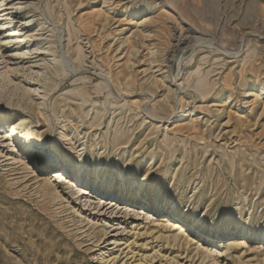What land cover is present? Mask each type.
<instances>
[{
  "label": "rangeland",
  "instance_id": "obj_1",
  "mask_svg": "<svg viewBox=\"0 0 264 264\" xmlns=\"http://www.w3.org/2000/svg\"><path fill=\"white\" fill-rule=\"evenodd\" d=\"M4 1L0 10L12 9L0 24L12 13L11 27L33 36L21 44L38 51L16 60L15 41L6 44L0 31V113H25L27 132H44L38 150L68 157L70 177L41 173L0 138V264H128L134 240L146 244L133 248L134 264H264L261 254L213 260L192 244L135 237L151 218L101 210L124 202L99 191L112 185L133 195L137 179L143 197L202 220L206 235L230 215L234 228V217L264 223L263 103L242 94L264 87V0ZM201 80L212 89L207 98ZM30 85L47 94L51 121L40 106L18 104ZM61 125L68 140L58 139ZM76 178L91 195L71 187ZM210 239L223 248L234 237Z\"/></svg>",
  "mask_w": 264,
  "mask_h": 264
},
{
  "label": "bare ground",
  "instance_id": "obj_2",
  "mask_svg": "<svg viewBox=\"0 0 264 264\" xmlns=\"http://www.w3.org/2000/svg\"><path fill=\"white\" fill-rule=\"evenodd\" d=\"M4 2H5L4 0H0V7L2 6V3H4ZM6 5H8V4H6ZM10 7H7L3 10H0V13L11 10L12 8H10ZM11 14L12 13H7L4 15L7 17L4 20L1 19V21H4V22L0 24V31H5V30L8 31V34L4 38V39H6V40H4V42L6 44H11L13 41H15V44L13 46H17L16 50L18 53V54H15V59L20 60V61H24V60L28 59L29 55H32V53L36 54V51H38V49L35 46H34V48H33V46H31V47L27 46L28 45L27 43L21 44V43L25 42L26 40L30 42L32 40L33 36L28 34V30H27L28 28H26L25 25H22L21 27L14 26L12 28L11 24L13 23L14 19H11V18H13L14 15H13V17H11ZM155 50L156 49L154 47V51ZM38 64H39V62H38ZM253 66H255V65H253ZM10 71L13 74H14V72H19L17 68L11 69ZM37 72H35V73H37ZM24 73H26V72H24ZM198 83L199 84H197L198 85L197 89L200 91L199 94L200 95L202 94V97L207 98L211 94L212 89H210L211 91H209L208 90L209 88L208 89L206 88V86H208V85L205 84L202 80ZM211 86L213 87V85H211ZM26 88L24 89V90H26V91H24L26 94H24L25 96L23 98V101L18 103V104H21L20 106H22L23 109H29V110H30V107L33 108L34 106H37V105H38V107L40 106L41 111L39 112V114L42 115V118L45 119V122L46 121L49 122V119H50L48 116L49 114L47 115L45 113V110H46V107H45V101L46 100L45 99L47 97V94L45 92H43V89L41 92L40 91L41 88L34 89L31 87V85L29 87H26ZM254 90H256V92H254ZM168 91H169V93L167 92L168 95L166 96V94H165L167 99L170 97V94L172 93V89L170 88V86L168 87ZM243 91H244V93H242V94L245 96V98L255 96L254 104H258L259 102L263 103V111L260 110L261 111L260 116L261 117H262V115L264 116V87H257V88L254 87L253 89L244 88ZM219 93H220V91H219ZM35 95H37L36 99L34 98ZM1 96L2 95H0V98H1ZM228 99H231V96H229ZM228 101H229L228 103L231 102L230 100H228ZM226 103H227V101H226ZM226 103H224V104H226ZM18 104H17V106H18ZM191 115H192V113H188L187 116L191 117ZM260 116H258V118ZM27 121H28V117L23 112L22 113L21 112L20 113H14L12 111L11 113H0V128H1L0 129L1 130L0 138L3 139L5 143L10 142L9 144L13 143V145H15V147H18L19 151L22 152L23 158L25 160H27L28 164L31 163L34 166V168L39 167V165L41 164L40 169H39V171L41 173H46L50 170H55L53 173L54 179H59V180L60 179H62V180L68 179V177H70L69 168H68V165L66 164V162H68V159H67L68 157L64 158L61 155H49L45 151L38 150L39 141H37V140H39L42 137L44 132H38V131H34L31 133L27 132L26 127H25ZM50 121H51V119H50ZM178 121H180V120H178ZM192 121H193V123H191V121H190V123L192 124L190 126L195 127L197 122L193 119H192ZM47 125H49V124H47ZM228 125H229V122H227L226 126H228ZM61 126L59 129L60 131L58 130L59 131L58 139L59 140L60 139L61 140L62 139L68 140V137L70 136L68 134L69 127L67 125H64V126L61 125ZM50 127L51 126L49 125V127H47V130H45V131L49 132L52 128V127L51 128ZM153 129L158 131L157 128H153ZM72 132H71V134H72ZM119 135L121 137H123L122 136L123 134H119ZM164 139H165L163 141L164 144L165 143L169 144L170 140H169V137L167 135H166V137H164ZM39 171H38V173H40ZM121 173L123 174V171ZM148 176H149L148 173L140 175L139 180L145 181L148 178ZM79 181L80 180H78V178L71 181V187H73L74 189H76L80 192H85L86 195H91V193L88 190H86L87 187L82 186V184H80ZM125 181L126 180L121 175V182L124 183ZM130 181L132 182V183H130V186L135 187V194H133V195H125L124 193H122V188L116 187L115 189H113L112 185H110V187L99 186V191L101 190L103 192L112 193L113 197L117 198L121 202H124V205L117 206L118 204H115L114 201H112L110 203H107L108 206L101 207V210H103L105 208L106 212L111 213V211H113V209L115 207H117V208L123 207L126 209V211L134 212L136 214L137 219H138L137 221H139V222L142 221V219H144L143 217H146V219L151 218V221L146 223V224L139 223L136 225V228H134V229L138 233H137V236H135V237H138V235L139 236H144V235L152 236L153 238H155V240H159L160 242H163L166 245L171 246V248L174 247V248H178V249H183L184 246L188 248V246H191V244H192L194 246V248L201 250V252L203 251L206 259L212 257L213 260H214V257L216 258V256L224 255L225 253L230 252V251H235L237 254H239L240 259H243L244 256H248V255H252V254H255V255L261 254L262 256L264 255V223L259 224V219L255 220L256 221L255 226L254 225L251 226V225H249V223L248 224H246V223L241 224V222H242L241 217H240V219H237V217L236 218L234 217V219H235V223H234L235 228H234L233 222H231L232 215H230L229 220L227 222H225V224H221L219 226H216V228H213V230L209 231L208 233L210 236L211 235H219L221 237H223V236L234 237L233 241H226L224 243L223 248H221L222 242H216L214 240H211L210 236L206 235L204 222L201 223L202 220L191 221L189 219L184 218L179 213V211L175 208H172V207L168 208L167 205L165 207L161 205V207H160L159 205H157V203H151L146 197L142 196L143 185H140L139 184L140 182L136 185V182H138L137 179H131ZM47 182H45V183H47ZM49 183L52 184L54 182L49 181ZM102 200L103 199H101V201ZM103 204H106V203H103ZM159 212H160V214H159ZM137 227H139V228H137ZM134 241H135V244H134ZM134 241L132 243H130L129 245L125 246V249H129V250H127V252L129 254H132V256H130L128 258L129 261L134 259L132 261V263L127 262L128 264H134V262L137 260V259L135 260V258H136L135 254L136 253H135V250H133V248L136 246L138 247L139 243L136 240H134ZM119 245H121V244H119ZM145 245L146 244L139 245V246L145 247ZM252 246H253V248H252ZM137 247H136V249H137ZM139 249H141V248H139ZM125 256L127 257V255H125ZM115 258H116V256H115ZM261 263H263V262H261ZM139 264H141V263H139ZM240 264H251V263L242 261ZM257 264H260V263H257Z\"/></svg>",
  "mask_w": 264,
  "mask_h": 264
}]
</instances>
